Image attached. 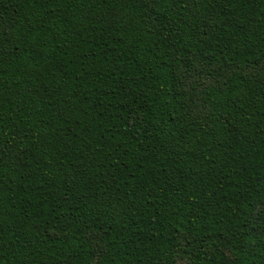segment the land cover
<instances>
[{"label":"trees","instance_id":"16d2710c","mask_svg":"<svg viewBox=\"0 0 264 264\" xmlns=\"http://www.w3.org/2000/svg\"><path fill=\"white\" fill-rule=\"evenodd\" d=\"M0 264H264V0H0Z\"/></svg>","mask_w":264,"mask_h":264}]
</instances>
